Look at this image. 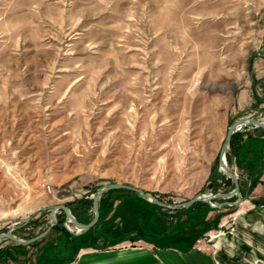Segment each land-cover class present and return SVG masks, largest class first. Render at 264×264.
I'll use <instances>...</instances> for the list:
<instances>
[{"label":"rangeland","instance_id":"rangeland-1","mask_svg":"<svg viewBox=\"0 0 264 264\" xmlns=\"http://www.w3.org/2000/svg\"><path fill=\"white\" fill-rule=\"evenodd\" d=\"M263 25L264 0H0V232L30 238L48 207L91 206L105 183L167 204L213 193L203 187L209 168L222 172L228 125L264 118L234 109ZM98 202L103 216L126 209L144 236L178 217L208 226L203 210L124 189Z\"/></svg>","mask_w":264,"mask_h":264},{"label":"crops","instance_id":"crops-1","mask_svg":"<svg viewBox=\"0 0 264 264\" xmlns=\"http://www.w3.org/2000/svg\"><path fill=\"white\" fill-rule=\"evenodd\" d=\"M259 34V48L250 55L247 77L240 84L236 81V111L259 113L264 108V25ZM226 157L239 176L240 195H247L232 207L216 209L203 202L191 207L197 210L196 218L198 210H203L201 218L208 226L198 227L178 217L171 226L157 225L156 235L146 237L134 231L136 220L124 209L123 214L117 211L109 217L99 211L90 228L69 233L61 224L60 212L57 226L30 245L0 241V264H264V129L247 127L238 132ZM232 185L226 183L225 188ZM130 200L125 197L122 204ZM89 208L77 213L80 223L90 220ZM68 209L74 211L72 205ZM13 231L20 239L28 238L25 226Z\"/></svg>","mask_w":264,"mask_h":264},{"label":"water","instance_id":"water-1","mask_svg":"<svg viewBox=\"0 0 264 264\" xmlns=\"http://www.w3.org/2000/svg\"><path fill=\"white\" fill-rule=\"evenodd\" d=\"M251 127V128H263L264 129V118H254L251 116H242V118H238L236 120H234L231 124L228 125V128L226 129L227 132H225L224 138L222 140V145H220L219 148V152L217 155V165L219 167V169L222 171L221 173L228 178L231 182H232V187L230 190L221 192H214V193H208V194H204V195H195L193 197H191V199L185 200L183 202L180 203H171V204H167V203H163L162 200H159L158 198H156L155 196H153L152 194H149L148 192L139 189L138 187H134L128 184H121V183H105L101 186H99L92 194L91 197V209H92V218L87 222V223H80L78 222L75 217H73L69 212L68 209L66 207L67 204L64 203H59L56 205H52L50 207H48L49 210V223L48 225L43 229L42 232L30 237V238H25V239H20L19 237H16L14 233H12L13 230H16V228H18L20 225H16V226H11L10 228H8L6 231H4L3 233L0 232V241H2L3 239H8L11 240L13 242H15V244H20V245H30V243H33L34 241L40 239L41 237L43 238L44 235L49 232V229L51 227H53V225L57 224V217L55 218L54 213L56 212V210H60L62 211L64 218L62 221V226L68 230L67 228V223L68 224H72L74 227L77 228V230H79L80 232H84L85 230H87L88 228H90L94 223L97 222L98 219V200L100 198V196L102 195V193L109 191L111 189H125V190H129L134 192L136 195H138L140 198L149 201V204L152 203L156 206L162 207V209L166 208L169 210H176L178 211L179 209L182 208H187L188 206L190 207L191 204L196 203V202H203V204H207L212 208H216L218 209L219 207H223V206H230L232 207V205H236L239 202H241L242 200H244L247 195V192H245L244 195H240L239 192V185L240 183H238V178L239 176L232 172L231 170L228 169L227 163H226V157H225V153L226 150L229 148V141L230 138L233 134L238 133V132H242L243 130H246L247 127ZM235 197L233 200H231V198ZM218 200L221 199V201H219L217 204L214 203V200ZM231 200V201H230ZM43 210V209H42ZM70 233V232H69Z\"/></svg>","mask_w":264,"mask_h":264},{"label":"trees","instance_id":"trees-1","mask_svg":"<svg viewBox=\"0 0 264 264\" xmlns=\"http://www.w3.org/2000/svg\"><path fill=\"white\" fill-rule=\"evenodd\" d=\"M237 133H235V134H233L232 136H231V138H230V141H229V143L231 144V139H232V137L234 136V135H236ZM230 144H229V148H230ZM225 157H226V154H225ZM227 159H228V157H226ZM227 159H226V162H227ZM216 160H217V158H216ZM217 162V161H216ZM216 162H215V164H216ZM211 172H209V174H208V176H207V178H206V181H205V183H204V187H203V190H204V188H209L213 193L214 192H216L217 191V188H219V186L221 185L219 182H223V184L224 185H226V183H229V184H231V181L228 179V178H226L222 173H220L219 171H217L216 169H215V166H213L212 168H211V170H210ZM220 179V181L219 182H217L216 183V180L217 179ZM111 190H117V189H111ZM126 191H128V192H130V193H134V192H132V191H129V190H126ZM109 192V191H108ZM136 195V194H135ZM142 199V198H141ZM144 200V199H143ZM89 201L87 200V199H77V200H74V201H69V203H66L67 204V206H71L72 205V210L74 209V211H72V213L74 214V217H75V219L78 221V217H77V213H79V212H83V209L84 208H88L89 207V203H88ZM198 203H201V202H196V203H193V204H191V206L189 207H187L186 209H189V210H191V207H192V205H195V204H198ZM91 204V203H90ZM71 209V208H70ZM98 214H99V212H98ZM58 222V221H57ZM79 222V221H78ZM27 223L28 224H32L33 226H35V223H36V221H34V220H31V219H29V220H27ZM56 227L57 226V224L56 225H53V227ZM198 227H200V225L198 226Z\"/></svg>","mask_w":264,"mask_h":264}]
</instances>
